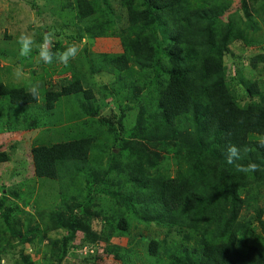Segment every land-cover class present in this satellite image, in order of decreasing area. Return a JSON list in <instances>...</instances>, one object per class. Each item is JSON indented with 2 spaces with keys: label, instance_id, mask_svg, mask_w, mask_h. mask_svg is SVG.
I'll return each mask as SVG.
<instances>
[{
  "label": "trees",
  "instance_id": "obj_1",
  "mask_svg": "<svg viewBox=\"0 0 264 264\" xmlns=\"http://www.w3.org/2000/svg\"><path fill=\"white\" fill-rule=\"evenodd\" d=\"M251 2L264 23V0ZM231 4L232 0H60L61 15L71 23L73 14L82 23H75L78 39H119V52L83 49V55L97 59L93 63L86 59L90 63L86 71L91 76L98 71L111 75L113 86H96L84 69L69 64L62 68L72 71L68 80L63 79L58 89H43L46 111L67 96L79 116H89L84 120L87 128L69 140L32 143L33 176L58 181L61 194L55 204L36 202L35 223L34 214L23 208L28 198L1 183L0 257L12 254L15 237L21 246L19 258L12 255L11 264H35L25 245L43 238L54 260L51 264H61L69 246L79 245L76 240L83 234L81 243L101 239L105 254L119 264H136L130 248L110 243L114 236L129 234L133 219L167 229L162 240L152 238L148 243L145 264H264V147L260 146L264 79L254 75L255 70L264 72V47L250 58L246 75L242 67L231 74L224 62L229 45L235 39L251 45L248 28L258 27L246 0H240L237 15L231 13ZM63 48L58 40L52 50ZM83 83L100 95L102 90L114 94L120 114L97 116L103 101L82 105L83 100L94 99L93 90ZM38 96L25 86L0 81V133L29 132L40 126L27 118V109ZM132 108H137L134 123L125 128L124 111ZM105 132L113 141L110 148ZM229 143L250 151L228 164ZM8 160V152L0 150V163ZM250 162L260 166L256 172L238 171L237 165ZM113 173L118 182L111 189ZM93 184L121 204L117 214L103 216L109 228L104 237L91 226L90 220L98 216L88 209ZM63 187L76 191L68 194ZM123 187L129 191L121 193ZM11 198L22 199V206ZM246 209L253 215L247 217ZM20 213L26 221L23 232L18 229ZM53 229L62 230L61 235L50 236Z\"/></svg>",
  "mask_w": 264,
  "mask_h": 264
},
{
  "label": "rangeland",
  "instance_id": "obj_2",
  "mask_svg": "<svg viewBox=\"0 0 264 264\" xmlns=\"http://www.w3.org/2000/svg\"><path fill=\"white\" fill-rule=\"evenodd\" d=\"M246 2L253 19L257 20L258 27L256 30L248 28V36L252 42L251 45L244 44L241 39H235L229 45V52L225 56L224 62L230 68L232 75L235 73L237 67H242V74L246 75L251 68L250 58L256 53L261 52L264 47V23L260 18L261 14L253 10L256 5L252 7L251 0H246ZM239 6L240 0H232L231 8L233 10L231 13L236 14L239 12ZM113 8L116 12L119 10L117 4H114ZM60 9V0H0V81L22 85L27 89L33 85L38 87L39 96L36 104L30 105L29 108L26 109L28 110V122L36 121L40 123V126H38L39 124L34 125L36 128L29 132L16 131L0 133V150H5L9 154V160L0 163V185L4 183L7 184L9 188L22 191L23 198H28L27 206L23 208L34 214V219L32 221L34 223L38 219L35 213L37 201L44 199L43 201H47L46 203L52 201L51 203L55 204L59 200V182L51 179H46L48 182H45L33 176V163L30 151L32 143L37 140L45 143L69 140L76 132L80 133L87 128L84 120H88L89 116H79V112L76 110L73 100L67 96H62L55 103L53 109L46 111L44 107L45 101L43 100V89L50 87L58 89L63 79L68 80L70 78L72 71L69 67L62 69L65 65L57 61H54L51 65H46L42 61L38 62L35 50L29 57L20 56L17 37L20 33L26 32L32 35L37 42H40L44 32L52 31L56 37L54 42L59 40L61 42V47H66L72 42L77 43L78 47L82 50L78 54V58L76 57L74 60H70V67L72 69H84L86 76L97 83L96 86L106 84L109 88L113 86V84H111L113 80L111 75H107L103 71H98V73L92 74L93 76H91L90 72L86 71V67H90V63H87V61L89 60L93 63V59L95 58V56H89L87 53L121 51L120 41L117 37H99L96 39H88L86 37L78 39L75 36L77 32L76 24L80 23L82 25V23L75 19L73 14L71 17L73 22L70 23L69 18L61 15ZM224 19H227L226 15ZM84 47L87 49V56L83 55L85 53L83 50ZM79 58L83 60L82 64L79 63ZM94 60L96 61L97 59ZM18 68L22 69L19 76L16 75ZM254 75L264 79V72L255 70ZM84 86L85 88L90 87L93 90L94 99L83 100L81 102L82 105H95L94 100L96 104L103 101L105 105L99 110L97 116L101 113L104 114L109 112H114L117 115L120 114V109L115 103L114 94L102 90V94L100 95L97 93V89L94 86H88L87 84H84ZM235 89L240 96H244L243 91L238 85H235ZM124 103L126 102L123 100L122 104ZM127 103L130 106L133 105L132 102ZM124 113V127L128 128L134 123L137 108L126 109ZM74 116L75 119L72 118ZM42 122L46 126H43V124H41ZM96 129L97 128H94L93 130ZM104 136H108L107 144L110 148L113 142L111 135L105 132ZM106 164L107 158L105 156L103 158V165L105 166ZM169 164L170 172H173L174 165L171 161ZM110 180L111 187L109 188L112 189L117 187L118 180L116 174L113 173ZM95 185L97 184H93L90 189L91 204L88 209L91 212H97L98 216L93 217L90 221L92 229L104 237L109 231V228L105 225L103 216L105 214H117L121 204H119L117 200L109 198L106 194L97 191V186ZM82 186L83 189L86 186V182L83 180ZM124 188L125 187L121 188V193L129 191V189L124 191ZM62 191L72 194L76 190L63 187ZM86 192H88V189H85L82 194L86 195ZM10 200H14L19 207L22 206V199L17 200L11 198ZM244 211L247 217L253 215L252 209H246ZM16 216L20 225V227L18 225V229L23 232L25 229L23 224L26 222L24 216L21 213ZM130 223L129 234L120 237L114 236L110 238V243L130 248L134 253V262L136 264H145L148 261V243L152 238L162 240L165 237L167 229L156 226L155 224L133 221V219ZM61 233L62 230L53 229L49 232V235L58 237ZM80 235L82 239L83 234ZM12 239V244H14L10 250L12 254L0 257V260L5 261V264H11L13 259L12 255H15L17 259L19 258L17 253L20 251L21 244H19L17 238L14 237ZM81 239L76 240L79 242V245L76 247L73 244L69 246V253L65 256L61 264H119L111 255L105 254L104 242L101 241V239H97L94 242L89 240L83 241L82 243ZM240 240H243L242 235ZM25 252L34 260L35 264L54 263V260L50 259V249L46 239H36L34 243L27 242L25 245ZM47 253L48 259L45 260ZM98 254L101 255V259L93 257Z\"/></svg>",
  "mask_w": 264,
  "mask_h": 264
},
{
  "label": "clouds",
  "instance_id": "obj_3",
  "mask_svg": "<svg viewBox=\"0 0 264 264\" xmlns=\"http://www.w3.org/2000/svg\"><path fill=\"white\" fill-rule=\"evenodd\" d=\"M56 39L54 32L46 31L43 33L42 40L37 42L32 35L26 32L20 33L17 37V44L19 45V55L22 57H29L36 51L38 62H43L46 65L53 64L57 61L65 66H67L70 60H74L80 51L82 50L78 47L77 43L72 42L64 47L62 50L53 51L54 40ZM22 69L18 68L16 75L19 76ZM29 92L34 97L38 95V87L33 85L29 88ZM260 146L264 147V140L260 141ZM226 162L228 164H233L242 158L241 153H247L250 151L248 147L241 149L235 144L229 143L226 147ZM259 165L255 162H250L247 165H237V169L243 173H254L259 169ZM0 264H5V261L0 260Z\"/></svg>",
  "mask_w": 264,
  "mask_h": 264
}]
</instances>
